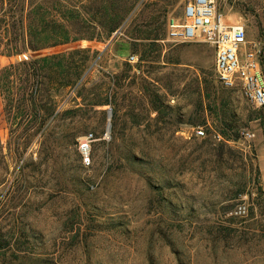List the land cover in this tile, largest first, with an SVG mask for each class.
<instances>
[{
	"label": "rangeland",
	"instance_id": "374dc122",
	"mask_svg": "<svg viewBox=\"0 0 264 264\" xmlns=\"http://www.w3.org/2000/svg\"><path fill=\"white\" fill-rule=\"evenodd\" d=\"M187 1L0 13L1 48L31 19L49 43L0 55V77L49 57L0 87V264H264V109L217 81L210 46L168 39ZM212 1L264 64V0Z\"/></svg>",
	"mask_w": 264,
	"mask_h": 264
},
{
	"label": "built area",
	"instance_id": "2783aa9c",
	"mask_svg": "<svg viewBox=\"0 0 264 264\" xmlns=\"http://www.w3.org/2000/svg\"><path fill=\"white\" fill-rule=\"evenodd\" d=\"M167 37L174 43L203 42L214 52L217 81L225 88L238 87L244 99L255 109H264V68L257 50L246 45V31L241 24H227L212 0H188L180 19L167 24ZM128 61H136L130 55ZM198 130L196 136H204ZM244 137L250 138L249 133ZM92 135L78 143L83 163H90Z\"/></svg>",
	"mask_w": 264,
	"mask_h": 264
},
{
	"label": "trees",
	"instance_id": "16d2710c",
	"mask_svg": "<svg viewBox=\"0 0 264 264\" xmlns=\"http://www.w3.org/2000/svg\"><path fill=\"white\" fill-rule=\"evenodd\" d=\"M16 4H17V0H0V13H2V15L6 16L7 14H11V18L13 17V12H14V8L16 9ZM6 6H7V9H6ZM9 6V8H8ZM31 13V12H30ZM47 18V17H46ZM44 18V19H46ZM41 22H44L42 19H41ZM33 20L31 19L27 25H26V35H22V37L19 39V33L17 34L16 33V30H15V25H12V29H13V33H14V37H13V44L8 47V44L5 45L4 48H1L2 46V43L0 41V55H6V56H10V55H14V54H19L21 53L22 51H26L27 48L31 47L33 48L34 50H41V49H45V48H48L49 47V43H48V39H46L45 37H42L41 35L38 36V33L34 30V27H33ZM57 26L58 27H61V24L57 23ZM24 34H25V30L22 28ZM110 31H113V28H110ZM22 32V34H23ZM68 39L67 38H64L62 39L61 41L62 42H68L67 41ZM60 41V42H61ZM55 45H57L58 43H56V41L54 42ZM49 57H45V58H42L40 60H35V61H31L30 63H19L17 64V66H9L7 68H4L2 71H1V77H0V87H2V80L4 78H7V76L9 75L8 73L10 71H12L14 68H19V67H28L27 70H26V76L27 77H35V75H37V73H39V69L36 68V65L40 62H45L48 60ZM54 58V56L52 57ZM261 65H262V68H264V64H262V61H261ZM76 68V67H74ZM4 74L6 75L5 77ZM81 77V73L79 71H76L74 73V79L73 81H69V79H67L66 81H64V85L63 86H67L68 84H74L76 83ZM38 85V83H37ZM36 85V87L34 88L35 91H38V86ZM258 193L259 194H264L262 193L261 189L258 188Z\"/></svg>",
	"mask_w": 264,
	"mask_h": 264
}]
</instances>
